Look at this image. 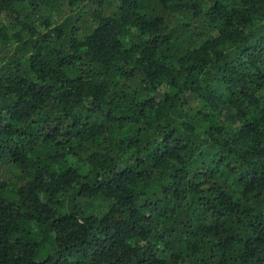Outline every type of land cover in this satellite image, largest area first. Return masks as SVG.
Here are the masks:
<instances>
[{"label":"trees","instance_id":"16d2710c","mask_svg":"<svg viewBox=\"0 0 264 264\" xmlns=\"http://www.w3.org/2000/svg\"><path fill=\"white\" fill-rule=\"evenodd\" d=\"M0 264H264V0H0Z\"/></svg>","mask_w":264,"mask_h":264}]
</instances>
